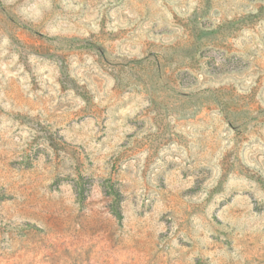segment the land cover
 <instances>
[{"label": "rangeland", "instance_id": "obj_1", "mask_svg": "<svg viewBox=\"0 0 264 264\" xmlns=\"http://www.w3.org/2000/svg\"><path fill=\"white\" fill-rule=\"evenodd\" d=\"M0 264H264V0H0Z\"/></svg>", "mask_w": 264, "mask_h": 264}]
</instances>
